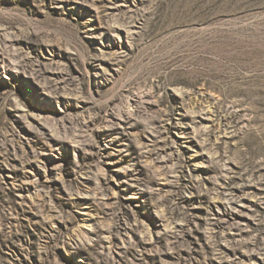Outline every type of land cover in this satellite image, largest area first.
Returning a JSON list of instances; mask_svg holds the SVG:
<instances>
[{"label":"rangeland","instance_id":"1","mask_svg":"<svg viewBox=\"0 0 264 264\" xmlns=\"http://www.w3.org/2000/svg\"><path fill=\"white\" fill-rule=\"evenodd\" d=\"M0 264H264V0H0Z\"/></svg>","mask_w":264,"mask_h":264}]
</instances>
